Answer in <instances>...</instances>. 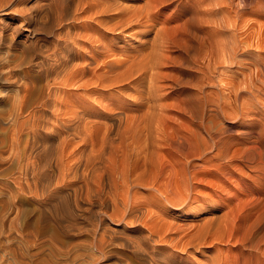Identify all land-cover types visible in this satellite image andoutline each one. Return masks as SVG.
I'll return each mask as SVG.
<instances>
[{
	"label": "bare ground",
	"instance_id": "1",
	"mask_svg": "<svg viewBox=\"0 0 264 264\" xmlns=\"http://www.w3.org/2000/svg\"><path fill=\"white\" fill-rule=\"evenodd\" d=\"M83 1L78 0L75 12L68 13L66 7L55 48L40 60L38 75L28 76L30 83L19 87L13 100L11 208L20 218L27 202L41 221L61 212L74 216L87 208L97 214L98 224L93 226L101 249L119 243L130 247L142 264H186L180 252L201 251L233 237L240 220L231 202L220 218L206 217L196 225L180 226L166 217L171 207L178 209V216L189 210L195 216L206 213L209 204L206 197H194L196 173L191 169L188 130L173 123L175 103L168 102L165 68L175 29L160 25L161 12L155 10L153 0L140 6L121 0L88 1L86 6ZM206 1L200 5H212ZM11 3L0 0V12ZM209 12L217 15L220 7ZM83 13L86 20L78 22ZM34 18L22 14L12 35L22 21L32 24ZM217 18L212 20V45L219 55ZM77 27L81 30L75 33ZM102 31L105 37L93 40ZM108 35L138 42L103 54ZM26 36L33 37V29ZM81 38L88 40L89 54L79 50ZM138 189L148 191L150 197L138 200ZM210 200L217 210L219 201ZM112 223L124 233L139 231L138 240L118 237ZM227 261L218 252L210 264Z\"/></svg>",
	"mask_w": 264,
	"mask_h": 264
},
{
	"label": "rangeland",
	"instance_id": "2",
	"mask_svg": "<svg viewBox=\"0 0 264 264\" xmlns=\"http://www.w3.org/2000/svg\"><path fill=\"white\" fill-rule=\"evenodd\" d=\"M84 1L87 6L88 1L97 0ZM201 1L150 0L155 10L161 12L160 25L165 23L175 29L170 61L165 68L169 73L166 91L171 93L168 102L175 103L173 123L183 124L188 130L191 169L196 173L193 182L198 190L194 191V197H206L209 203L206 213L193 216L189 210L178 216V209L171 207L166 217L180 226L196 225L206 217L220 218L231 202L237 207L240 220L234 236L209 244L201 251L180 252L179 258L186 264H210L212 256L220 252L228 259L224 264H264V0H207L206 3L212 4L208 7L200 5ZM66 2L13 0L0 12L3 18L0 20V264H142L130 247L118 243L101 249L99 232L94 233L97 214L87 208L77 211L78 216L61 212L56 220L47 221L38 220V214L27 202L20 218H15L11 208L13 100L17 90L30 83L27 77L38 75L40 60L55 48L60 17L66 13V7L70 9L68 13L75 12L78 0ZM144 2L121 0L132 6ZM213 7H220L217 15L209 12ZM22 14L35 18L32 24L22 21L21 28L12 35V28L20 24ZM214 18L220 21L219 55L212 45ZM82 19L86 20L84 13L78 22ZM30 28L33 37L27 38ZM73 30L76 33L81 29ZM105 35L102 31L93 40ZM78 41L79 50L89 54L88 40ZM104 42L103 54L116 46L118 50L131 48L138 40L108 35ZM149 194L138 189V200L150 197ZM210 199L219 201L217 210ZM152 208L157 214L158 209ZM134 226L129 223V227ZM110 227L119 230L118 237L138 240L137 230L127 231L129 234L119 229L117 223Z\"/></svg>",
	"mask_w": 264,
	"mask_h": 264
}]
</instances>
